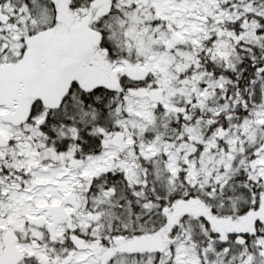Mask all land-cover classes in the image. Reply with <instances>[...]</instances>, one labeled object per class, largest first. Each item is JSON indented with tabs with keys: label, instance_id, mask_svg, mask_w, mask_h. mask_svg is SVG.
<instances>
[{
	"label": "snow or ice",
	"instance_id": "snow-or-ice-1",
	"mask_svg": "<svg viewBox=\"0 0 264 264\" xmlns=\"http://www.w3.org/2000/svg\"><path fill=\"white\" fill-rule=\"evenodd\" d=\"M0 264H264V0H0Z\"/></svg>",
	"mask_w": 264,
	"mask_h": 264
}]
</instances>
